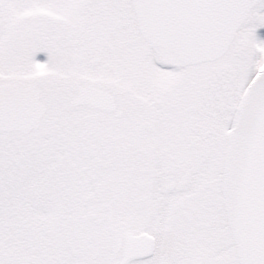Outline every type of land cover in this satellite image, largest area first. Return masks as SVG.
I'll list each match as a JSON object with an SVG mask.
<instances>
[{"label": "snow or ice", "instance_id": "6c2138e0", "mask_svg": "<svg viewBox=\"0 0 264 264\" xmlns=\"http://www.w3.org/2000/svg\"><path fill=\"white\" fill-rule=\"evenodd\" d=\"M0 264H264V0H0Z\"/></svg>", "mask_w": 264, "mask_h": 264}]
</instances>
